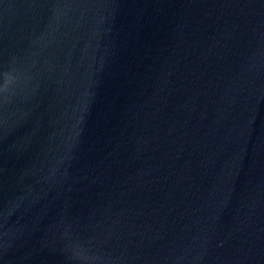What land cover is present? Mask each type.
<instances>
[{
  "label": "water",
  "instance_id": "obj_1",
  "mask_svg": "<svg viewBox=\"0 0 264 264\" xmlns=\"http://www.w3.org/2000/svg\"><path fill=\"white\" fill-rule=\"evenodd\" d=\"M0 264H264V0H0Z\"/></svg>",
  "mask_w": 264,
  "mask_h": 264
}]
</instances>
